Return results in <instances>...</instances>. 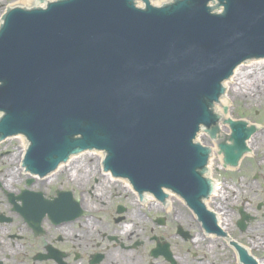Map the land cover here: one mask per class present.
<instances>
[{
  "label": "water",
  "instance_id": "obj_1",
  "mask_svg": "<svg viewBox=\"0 0 264 264\" xmlns=\"http://www.w3.org/2000/svg\"><path fill=\"white\" fill-rule=\"evenodd\" d=\"M135 1L8 10L0 26V140L23 134L27 163L41 175L71 153L102 149L114 175L139 190L169 188L214 229L201 202L213 187L205 175L211 152L193 139L200 130L217 136L213 106L223 81L264 58V0H141L144 8ZM253 63L264 60L240 67ZM247 121L222 122L231 130V142L219 143L225 163L247 152L257 130Z\"/></svg>",
  "mask_w": 264,
  "mask_h": 264
},
{
  "label": "flooded vegetation",
  "instance_id": "obj_2",
  "mask_svg": "<svg viewBox=\"0 0 264 264\" xmlns=\"http://www.w3.org/2000/svg\"><path fill=\"white\" fill-rule=\"evenodd\" d=\"M253 137L237 167H211L218 187L202 203L213 230L182 196L114 177L104 153L41 176L23 163L28 143L0 148V264H264V147Z\"/></svg>",
  "mask_w": 264,
  "mask_h": 264
},
{
  "label": "rangeland",
  "instance_id": "obj_3",
  "mask_svg": "<svg viewBox=\"0 0 264 264\" xmlns=\"http://www.w3.org/2000/svg\"><path fill=\"white\" fill-rule=\"evenodd\" d=\"M1 1V12L3 13L4 10L6 9L7 4H11L14 0H0ZM16 1V0H15ZM39 2V0H34L33 2ZM164 0H159L158 2H155L157 4H160ZM154 3V4H155ZM30 5L27 7L34 6ZM3 7V8H2ZM241 69H245L247 75H243L241 78V83L243 82L242 85H233L227 81V89L228 92L226 94V102L223 101L222 104L226 105L228 108V113L226 114V117H230L232 119H243V120H248L249 123H253L257 125L259 128V132L257 135L253 138V144L256 146H260V148L264 147V87L262 88L261 91H255V92H244V93H233L239 92L238 90L235 89L237 87L238 89L245 90L246 86L244 83L251 84L254 81H263L264 83V63H253L250 66H243L240 67ZM244 71V70H243ZM239 73V71H238ZM239 78V76H237ZM241 86V87H239ZM249 89V88H248ZM221 109V108H220ZM222 110V109H221ZM224 131L227 132L226 128L224 127ZM199 142L201 143H206L210 145V141L207 138V135H204L203 137H200L198 139ZM257 143V144H256ZM19 140L18 139H11L8 142H2L1 143V149H8V150H13V151H18L17 147L19 148ZM3 146V147H2ZM15 155V153H13ZM85 158V163L89 162V159L91 156H84ZM215 158L214 162V168L217 167L218 161ZM97 161V159H94V163ZM93 163V164H94ZM218 198L217 200L222 199L223 197V192L218 191Z\"/></svg>",
  "mask_w": 264,
  "mask_h": 264
},
{
  "label": "bare ground",
  "instance_id": "obj_4",
  "mask_svg": "<svg viewBox=\"0 0 264 264\" xmlns=\"http://www.w3.org/2000/svg\"><path fill=\"white\" fill-rule=\"evenodd\" d=\"M33 1L34 0H14L11 4H7V7H13V6H16V5H23V6H29V5H32L33 4ZM159 0H157V2H158ZM3 8V7H2ZM251 65V64H250ZM244 70V71H243ZM236 71H237V73H236V75H235V77H233V79H232V81H231V86H233V85H242L243 84V82L241 83V78L243 77V75H247V73H246V71H245V69H241V68H238V69H236ZM238 71H239V73H238ZM237 76H239V78H237ZM244 85L246 86V89L245 90H241V89H238L237 87H235V89L236 90H238L239 92H235V91H233V93H244V92H255V91H261L262 90V88L264 87V83H263V81L261 82V81H254L253 83H251V84H248L247 82L246 83H244ZM225 86H227V83H225ZM239 87H241V86H239ZM249 88V89H248ZM226 98H224L223 100H222V103H223V101L224 102H226ZM16 139H18L19 140V143H24L25 142V139L23 138V136H17L16 137ZM216 149H213V151H215ZM97 154H98V157H100L101 156V153L100 152H97ZM85 155H92V154H85ZM93 156H94V154H93ZM214 156H215V154H214ZM210 163L212 164L213 162H212V160H210ZM218 215L219 216H221L220 215V213L218 212Z\"/></svg>",
  "mask_w": 264,
  "mask_h": 264
}]
</instances>
